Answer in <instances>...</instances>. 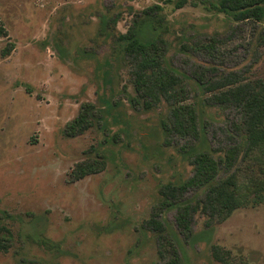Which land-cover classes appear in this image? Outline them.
Returning <instances> with one entry per match:
<instances>
[{
    "label": "rangeland",
    "instance_id": "1",
    "mask_svg": "<svg viewBox=\"0 0 264 264\" xmlns=\"http://www.w3.org/2000/svg\"><path fill=\"white\" fill-rule=\"evenodd\" d=\"M170 1L0 0V238L10 245L0 264H163L145 226L161 188L189 179L195 154L215 150L219 158L243 145L233 127L239 109L211 105L215 92L195 75L240 81L219 92L264 81V21L235 23L210 10L216 0H187L181 9ZM153 5L163 7L162 24L143 14ZM134 22L142 42H166L165 65L185 79L186 103L198 113V140L165 137L170 103L145 110L136 102L135 64L120 39ZM80 116L86 130L71 132ZM90 165L104 170L75 180L74 170ZM248 176L241 171V181ZM176 216V207L161 213L183 264H219L214 245L264 264V204L208 228L197 214L188 238Z\"/></svg>",
    "mask_w": 264,
    "mask_h": 264
},
{
    "label": "trees",
    "instance_id": "2",
    "mask_svg": "<svg viewBox=\"0 0 264 264\" xmlns=\"http://www.w3.org/2000/svg\"><path fill=\"white\" fill-rule=\"evenodd\" d=\"M199 2L202 4L207 0ZM187 3V0H176L173 4L175 9H181ZM209 8L231 18L235 23L258 24L264 21V0H216L209 4ZM162 12L163 7L153 5L144 10L143 14L147 20L154 19L158 24H162ZM137 24L138 22H134L120 37L126 43L125 55L135 64L133 75L136 102L143 105L145 110H150L162 102L170 103L173 106L170 110L171 120L161 123L165 137L174 135L185 140H198V113L194 105L186 103L188 90L185 79L165 65L166 42L160 38L148 43L142 42L137 36ZM0 35H5L1 26ZM202 47L203 51L209 53L215 49L214 41ZM195 77L206 93L215 92L209 99L211 105L239 109L241 120L239 125L234 124L233 127L243 136L244 141L242 146L228 148L223 157L216 158L213 154L217 152L215 150L195 154L191 161L194 167L193 175L179 185L167 184L161 188V200L150 219L145 221V226L158 237L159 255L163 264H183L179 249L168 235L166 225L161 219L164 210L176 207L177 228L188 238L191 236V225L197 214L207 218L205 226L208 228L223 222L240 208L264 204V180L256 179L261 174L264 176V81L243 82L219 92L240 81L231 83L226 79L216 82L206 79L204 73H198ZM85 122L84 116H80L70 124L71 132L80 133L86 130ZM166 141L171 142L170 139ZM239 163L244 165V170L237 168ZM103 170L104 165H90L88 168L78 166L73 175L75 180H80ZM222 171L226 173L224 178H220ZM241 171L249 175L243 181ZM200 190L201 195L193 202L182 200L186 192ZM9 248L10 245L0 238V252L7 253ZM211 253L219 264H246L240 257L215 245L212 246Z\"/></svg>",
    "mask_w": 264,
    "mask_h": 264
}]
</instances>
